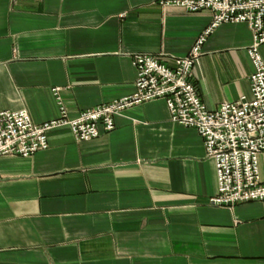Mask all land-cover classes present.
<instances>
[{
    "label": "crops",
    "instance_id": "crops-1",
    "mask_svg": "<svg viewBox=\"0 0 264 264\" xmlns=\"http://www.w3.org/2000/svg\"><path fill=\"white\" fill-rule=\"evenodd\" d=\"M209 10L157 0H0V111L35 123L135 91L133 58L173 64L210 27ZM246 23L214 28L194 66L209 109L251 97ZM264 58V44L261 46ZM101 136L69 126L49 147L0 156V264H264V201L212 205L215 161L163 99L133 106ZM264 181V153L259 157Z\"/></svg>",
    "mask_w": 264,
    "mask_h": 264
},
{
    "label": "built area",
    "instance_id": "built-area-1",
    "mask_svg": "<svg viewBox=\"0 0 264 264\" xmlns=\"http://www.w3.org/2000/svg\"><path fill=\"white\" fill-rule=\"evenodd\" d=\"M162 7H181L189 12L209 10L213 20L185 57L173 64L151 54H137L135 91L112 102L85 109L71 117L59 92H54L61 116L35 123L26 109L0 111V156L29 157L49 147L48 132L69 126L78 141L94 139L115 129V119L125 110L158 99L166 101L171 120L196 129L206 154L215 161L218 192L209 202L215 206L264 201V181L259 157L264 153V0H157ZM223 23H246L253 33L248 50L254 65L251 97L242 96L209 109L194 82V66L214 28Z\"/></svg>",
    "mask_w": 264,
    "mask_h": 264
}]
</instances>
